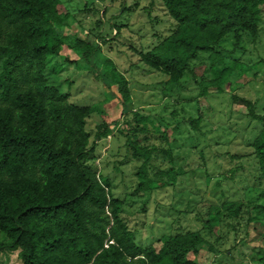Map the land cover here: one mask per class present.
<instances>
[{
    "label": "trees",
    "instance_id": "1",
    "mask_svg": "<svg viewBox=\"0 0 264 264\" xmlns=\"http://www.w3.org/2000/svg\"><path fill=\"white\" fill-rule=\"evenodd\" d=\"M158 1L174 23L139 55L144 65L167 77L164 89L177 87L188 76L198 81L199 95L207 96L221 92L222 85L232 86L249 69L239 61L224 64L220 47L228 37L235 42L243 34L252 41L257 38L264 0ZM72 20L63 0H0L3 247L16 250L21 264H200L194 257L202 248L217 251L197 231L165 234L158 250L138 244L121 216L122 199L110 194L106 177L86 165L84 159L93 156L94 142L110 135L115 121L105 118L98 124L90 144L85 122L95 107L85 110L86 106L72 104L67 94L48 82L46 60L58 56L73 63L70 54L77 50V67L94 73L104 92L118 99L121 118L132 110L131 95L126 78L112 60L100 62L94 55L98 40L91 44L66 31ZM200 57V64H194ZM206 71L213 77L200 79ZM238 101L250 105L246 99ZM131 115L136 122L163 124L136 112ZM248 115L264 122V115L253 109ZM128 145L132 157L141 160L139 194L175 183L179 172L170 168L156 170L167 180L154 185L146 171L153 152L135 142ZM252 146L264 181V126ZM222 207L230 217L239 215L238 202ZM254 208L264 228V193ZM210 231H214L212 225Z\"/></svg>",
    "mask_w": 264,
    "mask_h": 264
},
{
    "label": "rangeland",
    "instance_id": "2",
    "mask_svg": "<svg viewBox=\"0 0 264 264\" xmlns=\"http://www.w3.org/2000/svg\"><path fill=\"white\" fill-rule=\"evenodd\" d=\"M63 2L73 16L66 31L91 44L98 40L94 55L100 62L109 58L124 75L132 110L121 118L118 99L104 92L94 73L77 67V50L70 54L73 63L49 56L44 77L72 104L86 106L85 110L95 107L85 122L90 144L98 124L105 118L115 121L112 133L94 142L93 156L88 154L84 161L108 179L110 194L122 199L121 216L135 241L158 250L165 234L197 231L217 251L202 248L194 257L200 264H264V228L254 208L264 193V181L252 146L264 122L248 115L250 109L264 115V16L254 41L243 34L237 42L228 37L220 47L224 64L239 61L249 69L242 71L235 85H222L221 92L200 96L198 81L188 76L177 87L164 89L167 77L140 61L139 54L174 23L160 1ZM212 77L206 71L200 79ZM133 112L164 125L136 122ZM130 142L153 152L146 171L154 185L167 180L156 170L170 168L179 172L175 183L139 194L141 160L132 157ZM232 201L240 205L237 217L228 216L222 207ZM5 243L0 234V264H21L17 251L3 247Z\"/></svg>",
    "mask_w": 264,
    "mask_h": 264
}]
</instances>
